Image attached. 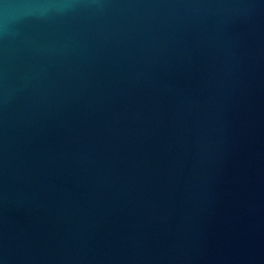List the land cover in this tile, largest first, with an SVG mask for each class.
Wrapping results in <instances>:
<instances>
[{"label": "water", "instance_id": "95a60500", "mask_svg": "<svg viewBox=\"0 0 264 264\" xmlns=\"http://www.w3.org/2000/svg\"><path fill=\"white\" fill-rule=\"evenodd\" d=\"M0 264H264V0H0Z\"/></svg>", "mask_w": 264, "mask_h": 264}]
</instances>
